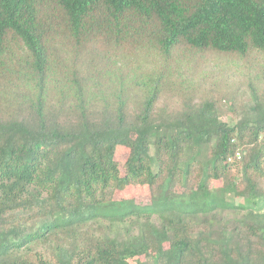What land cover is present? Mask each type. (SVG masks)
<instances>
[{
    "label": "trees",
    "instance_id": "16d2710c",
    "mask_svg": "<svg viewBox=\"0 0 264 264\" xmlns=\"http://www.w3.org/2000/svg\"><path fill=\"white\" fill-rule=\"evenodd\" d=\"M215 59L264 65V0H0V264H264V72Z\"/></svg>",
    "mask_w": 264,
    "mask_h": 264
},
{
    "label": "rangeland",
    "instance_id": "374dc122",
    "mask_svg": "<svg viewBox=\"0 0 264 264\" xmlns=\"http://www.w3.org/2000/svg\"><path fill=\"white\" fill-rule=\"evenodd\" d=\"M242 63L236 65L232 62H227L223 59H215L209 66L202 69V73H195L194 80L196 83L200 84L205 91H210V89L218 90L221 95L225 96L228 94L234 95L242 94L246 90V81L251 80L256 77V75H263L264 65L256 64L253 61L252 64L247 65V70ZM190 77L192 75H189ZM247 79V80H246ZM248 83V82H247ZM216 92V93H218ZM248 92V88H247ZM246 94V93H245ZM217 98L220 99V95L216 94ZM165 103L162 100L159 104ZM232 101H224L221 103V108L227 113V109L232 106ZM226 119V117H224ZM130 149L124 146H119L116 151V162L118 165V175L120 177L124 176L126 173V162L129 156ZM203 182V181H202ZM201 182V183H202ZM197 185L198 189L203 190H215L221 187V182L214 181L207 185L203 182ZM176 192L183 193L184 189L181 186H177L175 189ZM151 191L145 186L140 185H131L126 187L123 190H118L114 193L113 199L118 201H126L128 203L137 204H149L151 202ZM242 199H238V203L242 202ZM152 255V252L146 256L134 259L131 261V264H137V260L140 261H149V257Z\"/></svg>",
    "mask_w": 264,
    "mask_h": 264
}]
</instances>
